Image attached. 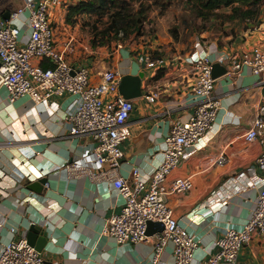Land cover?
<instances>
[{"label": "crops", "instance_id": "crops-1", "mask_svg": "<svg viewBox=\"0 0 264 264\" xmlns=\"http://www.w3.org/2000/svg\"><path fill=\"white\" fill-rule=\"evenodd\" d=\"M77 1L62 0L54 10L55 45L63 49L69 44L67 58L73 64H89L95 81L108 68L117 69L121 75L142 74V96L131 99L134 108L128 118L130 135L120 145L122 157L112 173L124 176L137 167L141 175L147 176L162 159L164 137L171 123L184 121L194 109L189 90L194 76L190 66L180 61L189 52L183 49L169 56L176 59L175 64L164 69L161 77L151 79L156 72L137 63V50L114 49L110 57L104 48L86 43L90 36L79 18L73 25L65 21L66 7ZM22 4L23 0H0V17ZM27 17L28 11L23 10L10 21L19 27L21 43L27 41L30 32ZM223 29L234 33H218L211 42L201 40L210 58L264 44L261 12L253 22H225ZM151 93L157 97L150 101L146 96ZM213 96L219 107L213 128L201 140L203 146L198 150L187 148L188 156L168 176V181L186 176L192 180L189 191L167 195L173 217L198 242L192 264L207 250H213V243L226 228L240 229L248 220L258 194L248 182L263 176L256 166L262 147L257 141L246 142L243 133L258 107L264 105V72L258 77L243 69L232 79L222 76L214 82ZM51 101L57 104L54 109L25 96L9 102L0 88V250L14 236L25 233L32 220H41L50 229V241L41 251L44 264H151V234L147 241L122 245L100 235L105 219L120 211L122 198L106 178L90 180L66 174L63 164L79 156L89 139L68 134L70 123L64 116L73 111L75 97L65 94ZM220 151L227 157L223 166L212 164ZM234 174L239 175L238 192L226 189L224 184ZM28 175L47 178L41 196L24 189ZM217 191H226V197L208 202ZM10 228H15L17 234ZM158 264H173L171 243L164 247ZM237 264H264V238L252 236L239 251Z\"/></svg>", "mask_w": 264, "mask_h": 264}, {"label": "built area", "instance_id": "built-area-1", "mask_svg": "<svg viewBox=\"0 0 264 264\" xmlns=\"http://www.w3.org/2000/svg\"><path fill=\"white\" fill-rule=\"evenodd\" d=\"M61 5L62 0H23L22 6L11 12L8 19L0 17V88L3 87L9 102L25 96L47 109L56 107L51 101L54 97L65 94L75 97L73 111L64 116L70 123L68 134L87 137L89 141L79 156L63 164V169L71 177L106 178L123 201L120 211L105 219L100 235L118 245L137 243L148 240V222L161 223L162 230L152 234L150 263L158 264L164 247L171 243L173 264H192L198 242L173 217L167 204V195L189 191L192 180L186 176L168 181V176L188 156L187 148L198 150L203 146L201 140L214 126L219 101L213 96L216 79L211 77V64L223 65L226 72L222 76L230 79L240 75L243 69L259 77L264 72V44L210 58V51H204L202 42L195 40L193 51L180 60L190 66L194 76L189 87L195 104L192 113L184 121L171 123L164 137L162 159L149 175H141L137 167L127 175H114L112 171L122 157L120 145L130 135L128 118L133 103L118 91L121 73L117 69L103 70L95 81L89 64H73L67 58V51H71L69 44L63 49L56 47L52 17ZM23 10L28 11L26 23L30 30L25 43L19 40V27L10 23ZM261 13L264 18V6ZM148 42L136 49L139 65L156 72L175 64L174 57L153 59V47ZM121 44L115 45L122 48ZM42 62L48 66L43 67ZM156 97V93H151L146 99L151 101ZM243 138L246 142L257 141L262 147L256 166L263 176L248 182L249 187L258 190L255 205L242 227L226 228L213 243V250H207L196 264H237L239 251L249 244L252 236L264 238V105L258 107ZM226 162L224 151H220L212 164L223 166ZM224 184L226 189L238 192L239 175L234 174ZM225 197L226 191H217L208 202ZM10 231L17 234L15 228ZM24 234L14 236L2 246L0 264H44L42 253L27 243Z\"/></svg>", "mask_w": 264, "mask_h": 264}, {"label": "trees", "instance_id": "trees-1", "mask_svg": "<svg viewBox=\"0 0 264 264\" xmlns=\"http://www.w3.org/2000/svg\"><path fill=\"white\" fill-rule=\"evenodd\" d=\"M175 3H180L186 13L199 21L196 28L202 33L210 31L215 22L220 28L225 22L231 24L236 20L253 22L264 6V0H78L66 7L65 21L73 25L78 18L80 21L86 19L80 24L92 31L90 46H109L114 40L125 41L130 36L142 39L147 32L144 27L149 22V13L158 9L161 15H165ZM228 33L234 31L230 29ZM170 34L174 42L179 43L178 27H173ZM193 48L191 44L190 49L185 50L191 53ZM151 52L153 59L162 56L156 48ZM41 65L47 67L48 63L42 62ZM162 74L163 69H158L151 79Z\"/></svg>", "mask_w": 264, "mask_h": 264}, {"label": "rangeland", "instance_id": "rangeland-1", "mask_svg": "<svg viewBox=\"0 0 264 264\" xmlns=\"http://www.w3.org/2000/svg\"><path fill=\"white\" fill-rule=\"evenodd\" d=\"M149 22L148 24H145L144 30L147 31L145 34L141 37H143L140 41L139 39L133 38V36H130L125 41H112L109 46H101L104 48L107 52V54L111 57L110 53L112 54L114 52V49H131L132 52H136L137 46L140 43L141 45H144L147 40H149L148 44L160 51V54L162 56L168 57L173 56L174 53H182L185 49H190L191 44L193 45L195 40L202 41H214L215 37L219 32L220 33H228L230 30L226 31L223 30V27H219L217 23L211 24V30L205 33L204 38H201L200 35L202 32H199L197 30V25L199 21L192 16H190L188 13L184 11L182 8V5L180 3H175L173 6H171L166 12L165 15H161L158 9H153L149 13ZM83 22L84 20L81 19ZM87 20L85 19L84 22ZM188 21L191 23V25H188ZM81 22V23H82ZM227 25L226 27H228ZM99 27H102L101 25ZM173 27H178V36H179V47L175 49L176 46L173 44L175 43L173 40V37L170 34V31H172ZM85 33H88L89 38H86V43L90 45V39L92 37V31L87 26L84 27ZM204 33V32H203ZM119 36V35H118ZM121 37V36H119ZM198 38V39H196ZM155 41L158 42V44H155ZM122 43V48H117L115 44ZM193 42V43H192ZM184 49V50H183Z\"/></svg>", "mask_w": 264, "mask_h": 264}, {"label": "water", "instance_id": "water-1", "mask_svg": "<svg viewBox=\"0 0 264 264\" xmlns=\"http://www.w3.org/2000/svg\"><path fill=\"white\" fill-rule=\"evenodd\" d=\"M4 19L9 18V12L3 13ZM226 72V68L218 62L211 64V77L214 79L220 78ZM142 74H123L121 75L118 91L125 99H135L142 96L141 89ZM27 177V181L24 183V189L31 193L33 196H41L43 186L47 183L46 177ZM153 227V230H151ZM163 228L161 223L148 222L147 234H154L155 232L161 231ZM50 229L48 225H43L41 220H32L25 231V239L28 244L33 246L37 251L41 252L47 246L50 241ZM151 231V232H150Z\"/></svg>", "mask_w": 264, "mask_h": 264}]
</instances>
